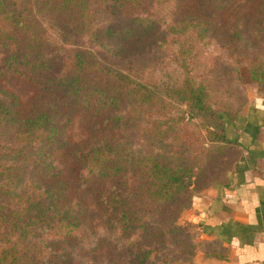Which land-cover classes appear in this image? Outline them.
<instances>
[{"label": "trees", "instance_id": "obj_1", "mask_svg": "<svg viewBox=\"0 0 264 264\" xmlns=\"http://www.w3.org/2000/svg\"><path fill=\"white\" fill-rule=\"evenodd\" d=\"M234 2L0 0V78L32 82L54 106L25 115L16 96H0V264H73L71 240L89 237L83 208L62 184L72 122L60 120L67 108L102 118L106 135L73 156L85 183L106 186L102 204L117 234L138 249L131 264L194 258L198 226L180 225L181 215L207 177V184L226 180L231 170L213 180L211 172L241 147L211 102L223 82L206 77L219 70L203 51L218 38L215 13ZM257 25L228 41L248 50L264 44V0ZM57 30L88 46H57ZM164 45L177 46L166 72L148 67L147 57ZM261 68L252 63L256 82ZM241 109L224 114L234 122Z\"/></svg>", "mask_w": 264, "mask_h": 264}, {"label": "rangeland", "instance_id": "obj_2", "mask_svg": "<svg viewBox=\"0 0 264 264\" xmlns=\"http://www.w3.org/2000/svg\"><path fill=\"white\" fill-rule=\"evenodd\" d=\"M261 1L235 0L226 9L216 12L214 24L218 28V38L203 49L205 53L213 56L214 62H218L216 64V68L219 70L218 74L210 76L206 74V77L223 82L219 90L212 92L211 100L213 106L221 112L223 117H226L224 110L227 108L240 107L243 111L252 99L251 96H255L262 88L264 73L261 75V72H264V44L256 50H248L244 45L245 42L233 43V38L228 41L235 32L242 31L246 36H249L250 32L257 29ZM192 9V7H189L190 11H193ZM52 36L57 43L56 45L62 48L88 46L86 41L68 39L60 30L53 32ZM245 38L247 37H244L243 40H246ZM63 41H66V43L72 42V44L62 45L61 42ZM176 48V45H164L162 48L157 47L154 49L147 57L148 60L150 59L148 67L166 72L172 58L176 55ZM204 60L211 62L207 58ZM253 62L262 67L259 71V75H261L260 82H256L252 77ZM141 65H143V62ZM207 65L210 66V63H207ZM225 66H230L233 70L231 72L229 70V73L222 71V67ZM0 94L3 98H5L3 94L16 96L19 110L25 115L31 114L35 107L40 110L54 108L51 105V98L41 92L35 84L16 76L0 78ZM62 111H64L61 113L63 118L60 121L65 122L64 120L67 117H71L72 122L67 134L70 143L69 149L65 152L62 160L64 168L62 184L67 188L70 199L73 202H78L83 208L81 222L84 229L88 231L89 236L88 239L71 240L70 245L67 247L70 258L73 259V264H131V260L138 249L130 244L129 237L121 238L117 234L115 230L116 219L102 204V196L106 191V186L99 182L85 183L82 179V169L73 156L74 151L83 144L92 139H102L106 135L102 118L97 114L70 108ZM64 116L67 117L64 118ZM147 145L149 146V144ZM200 150L199 144L197 151L200 152ZM241 154L242 149L240 147L228 150L223 161L220 162L219 160V166L212 170L210 175L213 176L212 180L226 177L227 173L236 166ZM208 179L205 182L202 181L203 185H197L194 189L195 195L190 206L182 213L179 220L180 225L191 223L186 218L192 209L195 198L214 186V183H206ZM204 183L206 184L204 185ZM193 242L192 254L195 255L194 258L190 257L191 259L187 261H179L174 264H199L198 255L207 244L202 240L199 228L193 230Z\"/></svg>", "mask_w": 264, "mask_h": 264}, {"label": "crops", "instance_id": "obj_3", "mask_svg": "<svg viewBox=\"0 0 264 264\" xmlns=\"http://www.w3.org/2000/svg\"><path fill=\"white\" fill-rule=\"evenodd\" d=\"M234 122L224 117L242 154L226 180L196 197L186 218L214 243L199 264H264V80Z\"/></svg>", "mask_w": 264, "mask_h": 264}]
</instances>
